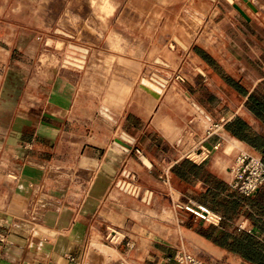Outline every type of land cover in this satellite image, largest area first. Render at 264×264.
<instances>
[{
    "label": "crops",
    "instance_id": "crops-1",
    "mask_svg": "<svg viewBox=\"0 0 264 264\" xmlns=\"http://www.w3.org/2000/svg\"><path fill=\"white\" fill-rule=\"evenodd\" d=\"M251 2L105 0L103 12L44 14L64 39L55 54L42 47L20 119L0 131V264H85L105 226L122 246L97 264H179L185 250L143 229L212 224L177 207L189 200L264 243V210L244 199L257 192L233 186L237 151L263 156L227 129L239 117L258 128L246 101L264 80V0ZM224 41L259 75L235 74ZM201 146L206 160L187 156ZM200 239L216 264L222 252Z\"/></svg>",
    "mask_w": 264,
    "mask_h": 264
},
{
    "label": "rangeland",
    "instance_id": "rangeland-1",
    "mask_svg": "<svg viewBox=\"0 0 264 264\" xmlns=\"http://www.w3.org/2000/svg\"><path fill=\"white\" fill-rule=\"evenodd\" d=\"M105 8V0H0V131L8 130V126H12L16 120L20 119L19 103L25 91V80L30 77L31 72L35 76L39 71L42 47H48L50 55L55 54V46L64 39L62 33L52 28L55 27L56 22H49L48 31L46 27L42 28V25L46 23L43 21L44 14L48 12L49 15L55 16L67 12L93 13L103 12ZM259 22L264 27V12L259 16ZM223 47L227 53L233 54L230 55L232 57L228 63L233 65L235 74L240 70L250 78L259 75L252 64L240 60L238 53L235 52L234 44L231 46L229 42L224 41ZM35 119L36 116H34ZM15 154L19 156L18 152ZM16 168L19 167L16 166ZM33 203L35 205L39 203V193ZM30 215L39 218L41 213L35 208ZM96 231L100 232V230ZM143 231L149 234L151 241L158 240L155 231H160L161 242L165 239L171 240L176 244L177 250L183 249L201 258L204 250L203 242L188 224H161L158 230L144 228ZM120 238V229L105 226L99 240L104 247L96 251L97 249L87 244L82 253L85 264L100 262L103 259L102 255H106L105 250L119 251L122 246ZM157 246L158 243L156 248ZM140 263L160 264L153 260Z\"/></svg>",
    "mask_w": 264,
    "mask_h": 264
},
{
    "label": "trees",
    "instance_id": "trees-1",
    "mask_svg": "<svg viewBox=\"0 0 264 264\" xmlns=\"http://www.w3.org/2000/svg\"><path fill=\"white\" fill-rule=\"evenodd\" d=\"M246 107L258 121V128L252 127L239 117L227 124V129L233 136L257 149L264 159V80L249 95ZM244 199L248 205H258L264 210V185L257 190L254 197ZM254 220L257 223L258 220ZM194 225L188 224L212 249L222 252V256L215 261L216 264H264V243L253 234L228 228L232 224H196L195 228ZM255 225L264 233V220L262 224Z\"/></svg>",
    "mask_w": 264,
    "mask_h": 264
},
{
    "label": "built area",
    "instance_id": "built-area-1",
    "mask_svg": "<svg viewBox=\"0 0 264 264\" xmlns=\"http://www.w3.org/2000/svg\"><path fill=\"white\" fill-rule=\"evenodd\" d=\"M216 124L215 127H218ZM219 148V144L214 146ZM211 150L206 147H199L198 149L187 154L189 158L196 162H202L210 156ZM235 179L233 186L242 194L251 196L264 185V161L261 156L247 150L240 149L237 151L235 157ZM177 207L183 208L186 211L196 215L205 221L217 224L222 217L212 212L206 206H203L193 200H189L184 204H177ZM174 260L179 264H211L210 262L201 258L195 257L190 253L178 251L174 255Z\"/></svg>",
    "mask_w": 264,
    "mask_h": 264
},
{
    "label": "water",
    "instance_id": "water-1",
    "mask_svg": "<svg viewBox=\"0 0 264 264\" xmlns=\"http://www.w3.org/2000/svg\"><path fill=\"white\" fill-rule=\"evenodd\" d=\"M245 1H247L248 4H249L252 8L256 9L255 6L253 5V3L251 2V0H245ZM127 141H129V138H128L127 136H124V137H122V138L117 139V142H119V143H123V144H126V145L128 144Z\"/></svg>",
    "mask_w": 264,
    "mask_h": 264
}]
</instances>
